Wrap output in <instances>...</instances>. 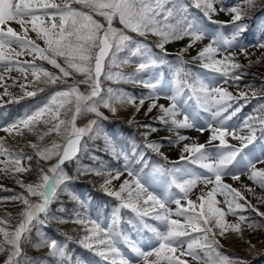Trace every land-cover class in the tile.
<instances>
[{
  "label": "snow or ice",
  "instance_id": "snow-or-ice-1",
  "mask_svg": "<svg viewBox=\"0 0 264 264\" xmlns=\"http://www.w3.org/2000/svg\"><path fill=\"white\" fill-rule=\"evenodd\" d=\"M171 5L167 7L166 5ZM79 6V7H75ZM194 6L203 11L212 23H221L211 20V14L215 13L211 0H194ZM249 6L254 7V0H249ZM52 10V11H49ZM235 13L233 23L239 21L245 13L238 8L221 9ZM188 5L182 0H62L61 3H54L52 0H0V68L5 72H11L15 67L16 71L27 74L31 72L33 84L39 91H44L43 86L56 85L58 82L64 85L62 90L55 91L48 102L43 106L37 107L33 112L26 113L24 117L17 119L13 124L6 126L0 131L16 135H23V131L34 132L40 123L47 126V131L40 136L43 140L45 135L55 133L61 137L62 143L55 140L45 147L33 143L30 146L35 154L41 160H50L56 158V163L47 169L40 168L38 178L35 183L25 184L17 180L22 188L27 192L13 195L10 197L13 201H20L24 208L20 212V219L13 230H7L3 225L5 220L0 219V253L8 252L4 264H20L22 256V243L29 240V234L37 225H44L53 217L49 216L50 206L56 198L58 188L64 184L70 177L65 173L63 165L66 161L74 159L80 151L81 139L84 136L92 138L91 134L97 132V120L88 121L84 127L77 126V119L88 113H94L98 118L103 117L99 111L101 106L115 112L114 103L122 106L133 104L137 111L143 106L145 100L152 103L148 107V112L159 107L161 115L158 119L164 123H171L174 129L193 128L195 125L190 121L188 115H184L183 120H178L177 116L181 114L178 107L179 97L182 95V88L177 86L173 94L165 98L171 101L169 107L157 105L156 101L160 95L156 92L159 80L152 82L150 80H137L136 74L146 69L155 67L158 61L153 58L149 46L133 39L128 33H135L138 36H145L148 33L158 36L157 47L164 49L165 44L190 37L192 43L204 39L205 29L195 21L188 19ZM94 16L103 17L105 23L94 19ZM45 18L51 23H45ZM58 19V22H57ZM118 19L122 28L113 26V20ZM174 21V23L172 22ZM15 22L20 25L21 32H17L10 25ZM28 25H31L29 29ZM29 30L36 33L37 38L42 39L45 47H40L34 41L27 37ZM243 25H236V31L232 33L231 38H225L221 34L212 37L211 42L198 53V58L202 61V66L211 72L219 73L223 77L224 83L229 80L239 81L242 78L240 70L244 65L236 59L235 52H228L233 47L237 36L243 32ZM15 46V47H14ZM18 47L22 51L27 50L29 55H33L32 62H24L27 67L19 61L13 62V54L20 56L21 52L15 51ZM188 47H192L189 44ZM264 49V43L258 45ZM127 50L131 56H142L146 59L141 60L136 68V72L130 76H124L121 73L113 74L111 71L105 72L106 61L111 68L117 61V54ZM241 54L248 58L247 49L239 46ZM182 52L185 50H181ZM221 56V59H217ZM36 60L46 61L53 68L58 70V74L46 70L44 67L35 64ZM259 62V61H257ZM122 63H128L124 59ZM252 61L249 60V64ZM80 75L83 79L76 80L75 76ZM72 78V83H68V78ZM107 80L127 79L133 83H140L145 88L152 91L147 97L139 98V104H136V98L126 94H114L111 88L104 94L101 78ZM0 75V80H3ZM84 85L85 90L81 91L80 86ZM23 90L26 86L20 85ZM251 88V85H245ZM200 92L205 93L202 97L205 111H211V106L215 105V111L211 112L212 119L216 120L217 126L208 125L211 129V135L208 143L219 141V146L215 151H210L204 144L185 145L183 151L194 156L191 163L198 164L211 175H194L190 169L176 167L165 169L162 166L155 169L161 174L183 173L190 176L183 182H178L173 176L171 184H174L183 196L176 198L170 191H165L164 196H157L149 187L146 181L142 182L139 173L134 172L131 162L127 155H124V171L131 179H126L120 185L118 190H111L109 186L113 180H118L123 174L120 170L104 172L103 170L89 169L97 175H105L106 179L102 187L109 196H114L120 202L119 208L113 217L112 225L102 227L96 221L85 222L77 219L76 223L85 225L86 235L80 243L92 249L95 246V252L98 256L108 261L109 264H130L125 259L117 246V237L119 233L113 230V225L118 220L120 208H129L140 218L141 224L148 229L158 241V247L152 252L141 251L134 244L131 245L132 251L139 256L145 264H189V261L181 257H191L196 264H248L241 257H229L219 250L222 245L218 237H223L229 230L236 234H242V225H246L249 230L255 231L258 228H264V224L249 222V218L243 213L247 210L255 213L259 217H264L257 207L246 200L241 191L232 188L223 183L225 176H231L233 180H240L241 175H247L250 181H253L259 188L264 189V168L258 169L257 163L264 164V147L261 149V155L255 156L254 152L244 153V149L257 139L256 127L248 125V134L237 136L236 130L231 131L224 127L227 120L240 110L239 107L226 117L222 113L232 108V104L226 103L234 99H247V93L239 92L237 97L222 87L212 89L217 95L207 94L208 90L201 84ZM5 94H8L5 89ZM36 91H25V96H35ZM253 90L252 95L256 96ZM23 98V97H21ZM197 103H201L198 98ZM147 114V113H146ZM219 118V119H217ZM247 124V121H246ZM260 128L264 130V120L259 121ZM152 131L150 125H143ZM170 131L173 129H169ZM203 133L206 129H197ZM231 135L232 139L240 141V147L229 145L225 139ZM179 140H186L189 137L179 136ZM155 152H159V145L156 143L146 144ZM243 153V154H242ZM123 155V153H121ZM135 155V153H134ZM239 157V159H237ZM188 157L182 156L181 159ZM33 157L26 155L23 151L17 152L9 148L3 139H0V173L15 176L17 173L30 172L31 164L23 165V161H31ZM143 160V154H139L137 162ZM203 180L204 184H214L210 191L197 197V201L188 199L192 188ZM171 185H169V188ZM221 190L224 195V203L227 205V213L224 209L217 207L219 203L214 199V193ZM251 191V189H249ZM126 194V195H125ZM31 197H37L32 200ZM171 197V202L176 205L173 212L167 207ZM231 197V199H229ZM186 200V206L181 200ZM239 201H244L240 203ZM264 203V198H261ZM226 214L236 217L235 223L225 221ZM42 217V218H41ZM145 217L158 221L157 226H153L145 221ZM177 217V218H173ZM183 218L181 222L180 218ZM90 224V227L88 226ZM39 230V229H37ZM192 233L201 235L192 236ZM187 238V239H186ZM50 248L52 257H64L65 246H59L55 240L48 242L42 241ZM249 251L255 248L249 241ZM185 245H187L185 249ZM179 250V255H176ZM155 259L149 260L150 256ZM25 264H33V261L24 258Z\"/></svg>",
  "mask_w": 264,
  "mask_h": 264
},
{
  "label": "rangeland",
  "instance_id": "rangeland-1",
  "mask_svg": "<svg viewBox=\"0 0 264 264\" xmlns=\"http://www.w3.org/2000/svg\"><path fill=\"white\" fill-rule=\"evenodd\" d=\"M190 1L194 4V0H190ZM52 2L59 4L62 2V0H52ZM182 2L183 3L185 2L187 4V0H182ZM74 6L79 7L76 5ZM166 6L171 7L170 4ZM213 7L217 10V18L212 19V21H218V22L222 21L223 22V20L226 19V15H225L226 12L221 10L222 8H219V6L216 4L215 1L213 2ZM49 11H52V10H49ZM188 11H189V6H188ZM194 15H195L194 21L197 24L201 25L206 31V35L204 39L201 40L202 49L206 45H208L211 42L212 37L217 35L218 33L223 35L225 38H231V31L228 29H225L221 23L208 22L204 20V18H201V19L198 18L196 13ZM187 16H188V12H187ZM94 19H97V18L94 17ZM97 20L101 23L104 22L103 21L104 19L103 20L97 19ZM116 21L119 23L118 19H116ZM57 22H58V19H57ZM172 22L174 23V21ZM45 23H51V21L45 18ZM9 26H11L17 32H21L20 25L16 24L15 22L10 23ZM28 27L30 29L31 25H28ZM148 35L156 36L151 33H148ZM27 37L31 39L32 41H34L35 44L39 45L40 47H45L38 41V38L35 32L29 30V32L27 33ZM156 37L159 38L158 36ZM188 40L192 42L190 37H185L183 39L167 43V47L169 49H174L176 52L182 53L183 56L190 59V61L188 62L191 64V69L194 71L195 78H196L193 81V83H195L196 85L194 88H191V90H189L187 88L186 83L180 82L177 79V72L175 69L176 65L171 66L172 72L169 74L168 77H165L163 72L158 68L159 67V63H158L155 67L144 70L145 74L141 75L139 78L140 80L141 79L146 80V81L150 80L152 82H155L156 80L160 81L158 88L156 89V92L160 95V99L157 100L156 103L157 105H164L165 107H169L171 104V101L166 99L165 97L172 95L175 88L177 86H180L182 88V95L179 97L178 107L181 109V114L177 116V119L183 120L184 115H188L190 121H192L195 125L193 128L174 129L171 123H168V124L162 123L158 119L160 115H157L160 112L159 107L154 108L151 112H148V107L152 103V101L150 100H145V103L143 104V106L139 108V111H137L136 107L133 104H127L123 106L119 103L113 104L116 111L119 110V114L121 115H125L128 110L133 111V121H147L150 119V120H153L155 123L162 125V130L160 131L158 138H160L164 142L166 140L167 146L162 148L161 151L166 156V160L171 163L167 164V163H163L159 160L154 159L153 161L154 164L151 165L148 170H144L140 172V169L144 166V162L146 161L144 159L142 161L143 163L141 164L140 168L139 167L132 168L134 172L139 173V175L141 176L142 182L146 181V186L149 187V191H152L157 196H161V197L164 196V193L166 190L170 191L176 198L182 197L183 193H181L180 190L174 184H171V180L174 176L178 182H183V180L190 179L191 177L183 173L161 174L155 171L157 167L162 166L165 169H172L174 166H176V167L190 169L194 175H199L202 177L211 175L205 169H202L198 164L191 163V159H195V157L183 151L184 146L186 144L187 145L204 144L206 148L210 151H215L216 147L219 146V141H213L211 144L208 143L209 137L211 135V129L208 128V125L212 124L213 126H217V127H219V125L217 124L216 120L212 119V114H211V112L215 111L216 106L212 105L211 111H205V106L203 105V101H202V97L205 95V93L199 91L201 84H203V86L207 88L208 90L207 94H211V95H217L216 93L212 92V89L215 87H222L226 89L228 92L232 93L234 97H237L239 92H244L238 86V81L229 80L228 83H224L223 77H221L219 73L211 72L208 69H205L202 66V61L198 58V53L201 50V47L198 48V46L200 45V41H196L195 43L192 44V43H188ZM140 43L149 46V48L151 49L153 58L157 59L158 54L155 52V50L152 48V46L149 43H146V42H140ZM261 43H264V33L255 32L251 36H249L246 41H239V42L235 41L233 44V47L228 49V52L229 53L235 52L236 59L238 60L240 64L244 65V68L248 69L249 71H255V72L264 74V49L258 47V45ZM189 44H192V47H188ZM239 46H244L247 49V53H248L247 59L245 58L244 54H241L239 50ZM181 50H185V51L182 52ZM15 51L21 52L22 50L16 47ZM33 55H29L27 53V50H23L22 54L18 57L13 54V62L19 61L21 62V64L24 65V67H27V65L24 64V62H32ZM120 55H121V52L117 54L116 63L113 64L111 68L108 67L106 72L111 71L113 74L121 73L124 76H129L128 72L126 74L125 72L118 71L120 68L119 62H118ZM134 57H136L134 61L137 62V65L141 62V60L146 59V57H142L139 55L133 56V58ZM221 58H222L221 56L217 57V59H221ZM249 60L252 61L251 64H249ZM35 64L42 66L46 70L59 75L58 70L53 68L46 61L36 60ZM0 75H3L4 77L3 81L9 84H13L16 87L15 90H13L12 92H8V94H5V90L0 86V105H2L4 102L12 103L14 104L12 107V110L18 106L19 102L22 99L21 97H31V96H25L24 95L25 91H36V93L41 92L33 84L34 78L32 77L30 71H28L27 74H24V73H20L16 71L15 67L13 68L11 72H5L3 68H0ZM247 78L256 79L257 77L256 76L254 77V75L253 76L249 75L247 76ZM75 79L80 80V79H83V77L77 74L75 76ZM124 81H128V80L127 79H116L115 77L112 80H107L103 77L102 87L104 89V94L107 93V89L111 88L114 94L123 93L128 96H132L128 92L126 93L125 90L121 89L120 87L113 86L114 83L124 82ZM68 83H72L71 77L68 78ZM190 83L191 81L189 82V84ZM59 84L61 83L58 82L56 85H52V86L63 89L64 85L58 86ZM20 85H25L26 87L22 90ZM49 86L50 85L43 86V87L45 89ZM141 86L144 87L142 84ZM80 90L84 91L85 86L81 85ZM53 93L54 92L49 93L50 95L45 100L44 104L48 102V99ZM149 94L150 93H146L144 97H147ZM198 98L201 100V103L199 104L197 103ZM226 103L232 104V108H229L227 112L222 113L223 117L228 116L233 111V109L238 107L237 104H233L231 101H226ZM136 104H139V102H136ZM9 111L10 109H6L4 112L0 113V129H2V125H4V121L8 119L7 113H9ZM99 111L103 114V117H104V113H103L104 111H108V113L110 114H115L116 112V111L112 112L108 108H105L103 106L99 108ZM99 120H103V118L101 119L99 118ZM246 121H247V124H246ZM249 123H250L249 114L238 111L236 112L234 116H232L230 120L226 121L224 127H227L230 131L232 129H235L237 136H244L248 134ZM99 124H101L103 128H110V124H108L107 122L105 123V122L99 121ZM41 125L44 126L45 130L47 131V126L44 125L43 123H40L37 127ZM86 125L87 123L82 126H78V127H84ZM200 128H204L206 130L203 133H201L200 131L197 130ZM116 129H118V127H115V130ZM169 129H173V130L170 131ZM116 133H118V131ZM5 135L8 136L9 134L7 132L0 131V138L4 137ZM51 135H52V138H49L50 144L53 142V140H55L57 143H62L61 137H58L55 133H52ZM179 136L189 137V139L179 140L178 139ZM9 138H11L15 142V145L17 146L16 150L14 151L20 152L22 151V149H24L25 145L30 146L33 143H37L39 136L38 138L36 137V139L34 140L29 139V138L19 139L17 137H11V136H9ZM120 139L123 142H125L124 144L125 151H127L126 146H128L132 150V152L136 150L137 146L130 137L124 136V137H120ZM225 139L229 145H232L234 147H240V141L236 139H232L231 135L226 136ZM262 147H264V130L261 131V139H256L255 141H253L252 144H249L248 147L244 149V153L254 152L255 156L258 157L261 155ZM84 151H85V147L83 148V152ZM182 156L188 157V158L181 159ZM136 157H138V154L136 155ZM237 159H239V157H237ZM175 160L176 161L182 160L183 162L176 163ZM42 162L46 166L40 167V168L47 169L48 167L56 163V158L55 159L52 158L47 161L42 160ZM22 163L24 166L28 165L27 160L23 161ZM256 167L258 169L264 168V164L257 163ZM40 168H38L37 172H33V170H31L30 172L17 173L15 176L8 177L5 180H2L0 178V219H3L6 221L3 227H5L7 230L14 229V226L18 223L20 219V212L24 208V205L20 201H13L10 199V197H12L13 195H18V194H23L25 196L28 195L25 189L22 188L20 184L17 182V180L19 179L23 181L25 184L35 183L37 181L38 171ZM122 172L123 174L120 176L118 180L112 181V184L109 186L111 190H118L124 180L131 179L127 175L126 171H122ZM112 175H115V173H113ZM96 178H98V175L94 176V174L92 173L87 175L88 180L92 181V179H96ZM104 180L105 179H103V181L101 182L102 185L104 184ZM223 183L230 185L232 188L240 190L242 195L245 196L247 201L255 205L259 211L264 212V203L261 202V198H264V189L259 188L258 185H256L253 181H250L247 178V175H241L240 180H233L231 176H225L223 178ZM169 185H171L170 188H169ZM213 187H215L214 184L205 185L203 180H201L192 188L191 192L189 193L188 199L196 201L199 204L200 201H197V197H199L201 194L206 195V193L210 191ZM249 189H251V191ZM31 199L37 200L38 198L31 197ZM214 199L219 202L216 206L224 209L225 212L227 213V205L224 203V195L221 194L220 189H218L217 192L214 193ZM229 199H231V197H229ZM168 200L169 202L167 203V207L170 208L173 212H175L176 205L171 202V197H168ZM181 203L186 206L187 201L182 199ZM117 208H119V205L111 209L107 218L99 217V218H96L94 221L98 222L102 227H105V228L108 227L109 225H112L113 217H114V214H116ZM121 214H124L127 222L132 224V229L131 230L126 229L123 235H118L117 246L119 247L120 252L124 256V258L130 261V264H144L143 263L144 261L142 259L137 260V261L133 259V255H136V253L132 251L131 245L134 244L136 247L140 248L141 251L152 252L154 251L156 247H158V241L154 238L153 234L148 231V229L144 228L137 214L131 211V209L129 208L119 209L118 220L113 225V230L115 232L119 233L120 231H122L123 228H125V226L123 225L121 221ZM173 218H177V217H173ZM260 218L264 220V217H260ZM144 219L147 223L153 226H157L159 224L158 221L152 220L150 217H145ZM178 219H180L181 222H183L182 217ZM224 219L225 221L229 223L236 222V218L231 217L229 214H226ZM84 221L86 223L89 222L87 220H84ZM232 221H235V222H232ZM88 226L90 227V224H88ZM80 227L82 228L83 232H85V235H86L87 233L85 231V225L80 224ZM242 229H243L242 234H236L235 232H232L231 230H229L225 233L223 237H218L220 245H222V247L225 249L226 248H236L239 251H241L242 249H249L248 242L250 241L252 245H255V248H258V249L260 248L259 250L264 251V231L262 230L263 228H258L255 231H253V230H249L246 227V225H242ZM47 233L51 235L48 241L49 242L53 241L52 235L55 234L53 229H49ZM2 239L3 237L0 236V240ZM56 242L59 246L63 247V245H65L63 240L56 241ZM186 247L187 245H185V249ZM78 248L85 252H88L87 248L84 247L82 244ZM47 250L50 252V248L48 247L42 248V250L41 248L40 250L38 249V255H43V253L46 252ZM41 251L43 252L42 254H41ZM49 252H47V254H49ZM7 255H8L7 251L4 253H0V264H4V261L7 259ZM176 255H179V250L177 251ZM51 257L52 256L47 257V260L51 262H55V258L54 257L51 258ZM58 258H59V261H61L63 264H71V254L69 255L65 254L64 257H58ZM181 258L188 260L189 264H196V262L193 261L191 257L185 256ZM18 259L20 260V264H25V260L21 258H18ZM38 259L41 260V258H38ZM148 259L153 260L155 259V256L154 255L150 256ZM37 261L38 260H35L33 264H39V261L38 262ZM77 261L79 263L86 262L88 264H109V262L96 263L94 260H90L88 262L87 260H84V259H78Z\"/></svg>",
  "mask_w": 264,
  "mask_h": 264
},
{
  "label": "trees",
  "instance_id": "trees-1",
  "mask_svg": "<svg viewBox=\"0 0 264 264\" xmlns=\"http://www.w3.org/2000/svg\"><path fill=\"white\" fill-rule=\"evenodd\" d=\"M218 4L224 9L238 8L245 13L239 21L233 23V16L235 13L231 11L228 12V17L231 19L232 31H236V25H243L244 31L237 36L238 40H246L252 33L262 32L264 33V0H254V7L249 6V0H218ZM200 16L203 15L201 9H194ZM99 20L103 18L99 16H94ZM104 21V20H103ZM105 23V21L103 22ZM114 25L118 28L121 26L114 21ZM132 36H138L135 33H130ZM141 39L148 40L154 49L161 50L157 47L159 39L153 38L148 39L147 36H139ZM43 43L42 39H39ZM44 44V43H43ZM129 52L124 51L120 55L118 62L120 68L124 71L131 72L135 68V65L128 63H122L124 57L127 56ZM166 56L172 57L171 53H165ZM181 75L183 78L192 80L194 78L193 73L187 71L186 65H181ZM242 73V78L239 80V86L243 88L244 92L247 93V99H238L239 108L242 112H247L251 115L253 120V125L256 127V134L260 131L259 121L264 120V74L249 71L246 68L240 70ZM254 75L256 79H248L247 76ZM137 79V78H135ZM138 83H129V82H118L115 86L121 87L123 90L128 91L137 99L141 98L143 92L148 89H140L136 86ZM245 85H251V88H246ZM0 86L8 92L15 90V85L9 84L3 80H0ZM253 90L256 91V96L252 95ZM45 93L37 94L31 98L23 99L21 104L15 110L10 111V116H20L27 113L33 108L40 107L42 105V99ZM5 108H11L10 104H3L0 106V111H4ZM104 121L111 122L114 124V127L118 126L119 132L112 133L109 128L105 129L99 125V118L94 113H88L84 116H81L77 119V124L83 125L88 123L90 120H97L98 130L91 134L92 138L86 136L85 142L87 143V150L82 155L79 156L77 161L66 164L63 169L65 173L70 177L64 184L59 187L57 190V195L55 200L51 204L49 216L53 217L47 221L42 228L37 225L36 228H33L32 232L29 234V240L22 243V256L21 259L24 260L26 257L28 260L35 261L38 260L39 264H54L47 261L46 254L38 255V249L48 247L47 244L42 243L44 240H48L47 236L43 235V231H47V228L53 229V231L60 232L65 240L67 247H65V252L69 253L72 248H78L81 244V239L85 236L82 228L79 223H76L79 219H89L90 221L100 215L106 217L110 211L111 207L117 206L120 204L114 196H109L104 188L102 187L101 182L103 179H106L105 175H98V178L88 180L87 175L92 173L94 176L97 174L94 171H88L89 169L103 170L107 172L109 170L112 173L120 168L124 167V155L123 150L121 149L124 142L119 140L121 136H130L134 141L138 143V154H143L144 156H149L154 159L164 160L161 148L165 147V142L158 138L161 129L160 124L154 123L151 120L147 121H133V111L128 110L125 115L119 114V110L115 114H110L108 111H104ZM150 125L151 129L143 127V125ZM114 130V129H113ZM45 127L39 126L34 132H28L27 130L23 131V135H16L15 132L4 137L3 140L5 144L12 150H16L17 146L15 142L9 138L17 137L19 139H39L36 144H39L41 147L49 146L52 135H45L43 140L40 139V136L45 133ZM156 143L159 147V152L153 151L151 148L146 147V144ZM104 151V154L101 151ZM22 151L26 155H31L33 159L27 161L28 164H31L33 172H37L38 168L46 166L39 157L36 156L35 151L32 147L25 145ZM128 153L131 154L130 149L128 148ZM127 154V153H126ZM131 157V156H129ZM55 159V157H53ZM134 156H132V159ZM140 162V161H139ZM139 162L136 161L134 166H137ZM149 165V164H148ZM2 167V165H0ZM86 167V169L84 168ZM12 175H5L0 173V178L2 180L11 177ZM78 194L86 195V203H82ZM126 195V194H125ZM244 203V201H239ZM84 205V206H83ZM86 205V206H85ZM61 210V212H59ZM249 218V222H255L257 224H264V220L260 217H257L253 212L247 210L243 213ZM231 215V214H230ZM233 216V215H232ZM236 218V217H235ZM235 222V221H232ZM39 229V230H37ZM59 230V231H58ZM264 231V228L262 229ZM55 238V236H54ZM60 238L59 236L56 239ZM260 249V248H259ZM254 248L251 251L249 249H242L239 251L236 248H227L219 249L224 255L229 257H241L245 259L248 264H264V252ZM78 250V249H77ZM91 254L82 253L83 259L89 260L91 257L95 259V256H98L95 252V246L90 249ZM46 255V256H45ZM78 256L81 257V252H73L72 260H76ZM41 258L43 261L39 260ZM73 264H77L74 263Z\"/></svg>",
  "mask_w": 264,
  "mask_h": 264
},
{
  "label": "bare ground",
  "instance_id": "bare-ground-1",
  "mask_svg": "<svg viewBox=\"0 0 264 264\" xmlns=\"http://www.w3.org/2000/svg\"><path fill=\"white\" fill-rule=\"evenodd\" d=\"M58 231H59V230H58ZM44 248H45V247H44ZM48 248H49V247H48ZM39 250H40V249H39ZM41 250H42V248H41ZM47 252H49V251L47 250V251L44 252V253H45L47 256H48V255L51 256V255H50V252H49V254H47ZM42 253H43V252L41 251V254H42ZM44 253H43V254H44ZM46 255H45V256H46ZM51 258H52V257H51ZM54 258H55V257H54ZM48 259H49V258H48ZM133 259H135V260L137 261V260H140L141 258H140L139 256H137V255H133ZM55 260H56V259H55ZM41 261H43V260L41 259ZM37 262H38V261H37ZM37 262H36V263H37ZM43 262H44V261H43ZM50 263H51V262H50ZM143 263L145 264V262H143ZM41 264H42V263H41Z\"/></svg>",
  "mask_w": 264,
  "mask_h": 264
},
{
  "label": "water",
  "instance_id": "water-1",
  "mask_svg": "<svg viewBox=\"0 0 264 264\" xmlns=\"http://www.w3.org/2000/svg\"><path fill=\"white\" fill-rule=\"evenodd\" d=\"M81 141H82V139H81ZM80 143H81V142H80ZM78 153H79V152H78ZM77 155H78V154H77ZM72 160H73V159H72ZM66 162H68V161H66ZM66 162H65V163H66Z\"/></svg>",
  "mask_w": 264,
  "mask_h": 264
}]
</instances>
